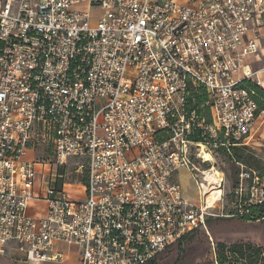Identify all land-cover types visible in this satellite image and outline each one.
Listing matches in <instances>:
<instances>
[{"label":"built area","instance_id":"obj_1","mask_svg":"<svg viewBox=\"0 0 264 264\" xmlns=\"http://www.w3.org/2000/svg\"><path fill=\"white\" fill-rule=\"evenodd\" d=\"M263 34L264 0H0V264H63L60 246L79 264H151L199 230L211 238L210 217L262 223L264 169L233 160L219 215L176 175L201 189L214 167L203 150L251 147ZM40 126L53 172L25 158ZM71 159L84 160L83 201L60 185Z\"/></svg>","mask_w":264,"mask_h":264},{"label":"rangeland","instance_id":"obj_2","mask_svg":"<svg viewBox=\"0 0 264 264\" xmlns=\"http://www.w3.org/2000/svg\"><path fill=\"white\" fill-rule=\"evenodd\" d=\"M262 39V51L260 53L261 60L256 65V68L264 67V34ZM257 119L258 120L253 132V135H255V137L251 142V147L248 148L247 151H245L244 161L249 167L256 170H261L264 169V111L259 112ZM34 142L36 144L34 152H27L25 158L28 160H45L52 164L51 170L53 172L55 167L53 165L54 141L52 134H50L49 131H43L41 126L37 127ZM214 158V167L216 170L215 173H213V178L221 181L218 186L213 185V188L211 190H213L214 192L221 190L223 192L225 201L224 213H229L231 210V192L237 185L240 175V168L235 164L232 158L222 150L215 154ZM82 164H84V160L71 159L69 161V166L65 170L68 175L66 179L60 181V185L64 183L67 185L65 187L67 192L70 193L72 199L77 201L84 200V185L86 182L87 172L85 168L82 170V172L77 171L78 167ZM208 166L209 165L205 167L207 168ZM48 171L49 168H47V172L42 175V185H40V188L42 189L43 187L47 186L49 180L51 179ZM176 176L177 183L182 187L184 197H186V199L196 207H200L203 205L205 206V198L208 195L204 196V194L209 185H206V183H201L202 187L201 189H199L198 186L194 184L191 171L189 170L181 169L179 174H177ZM210 181L213 180L211 179ZM219 204L217 203L216 207L214 206V210H212L216 215H219L221 213L220 208L223 207V204H220V206H218ZM44 212V204H30L29 213L33 217L40 218L44 215ZM230 220L217 216H215L214 218H208L206 224L208 226V232L211 234V238L205 231L199 230L196 235L185 239L183 243L176 245L172 249L168 250L167 253L163 254L160 257L159 261H157V264H211L214 259L213 245H216L219 242L220 238L226 241V239H224L225 237L221 233V230L215 228V226H219L223 221ZM255 232H257V236L261 237L262 239L263 235L259 234L260 232L258 231ZM233 234H241L247 236L252 233H244L242 231H238L233 232ZM229 235L231 236L232 233ZM72 250L76 252L75 248H73ZM64 252L68 254L66 249L64 250ZM1 262H3V259H0V263ZM63 264H78L77 257L72 256L70 257V259L68 258Z\"/></svg>","mask_w":264,"mask_h":264},{"label":"trees","instance_id":"obj_3","mask_svg":"<svg viewBox=\"0 0 264 264\" xmlns=\"http://www.w3.org/2000/svg\"><path fill=\"white\" fill-rule=\"evenodd\" d=\"M256 90L261 96V99L258 101L260 105L259 112L264 111V89L262 87H256ZM247 150V148H234L232 151L233 155L230 157L232 160L236 159L237 162L247 164L244 161V154ZM252 211L255 215H262L264 208L253 206ZM215 256L217 264H264V248L249 242H236L231 244L218 242L216 244ZM151 264H157V262L154 261Z\"/></svg>","mask_w":264,"mask_h":264},{"label":"crops","instance_id":"obj_4","mask_svg":"<svg viewBox=\"0 0 264 264\" xmlns=\"http://www.w3.org/2000/svg\"><path fill=\"white\" fill-rule=\"evenodd\" d=\"M260 60L261 59H259V58L256 59V60H252L253 69L258 70V69H263L264 68V67L256 68V65L260 62ZM262 79L264 80V71L261 73V80ZM263 80H262V88L264 89ZM37 189H40V187H37ZM32 204L33 205L44 204L45 212H44V215L42 217H44L46 215L47 206H46V204L44 202L37 201V202H32ZM42 217H40V218H42ZM211 224H213V223H211ZM215 228L220 229L222 235L225 237V238L224 237L223 238L226 239V241H224L223 239L220 238L219 242H223V243H226V244H231V243H236V242H244V243L249 242V243L257 245V246H259L261 248H264V221L261 224H255V223H249L247 221L245 222V221L238 220V219H232L230 221L221 222V224L219 226H215ZM213 230H214V228H213ZM238 231H242L244 233L245 232L246 233H252L253 235L249 234L247 236H244V235H241V234H233V232H238ZM255 231H258V232H260L259 234L263 235L262 239H261V237L257 236L258 233L255 232ZM231 233H232V235L230 236L229 234H231ZM60 249L62 250L63 254H65L66 259H68V258L70 259V257L76 256L77 257V262L79 264V253H78L77 249H76V252H74L72 250L73 248L69 249L66 246H60ZM65 249L67 250L68 254H66L64 252ZM9 255H10V258L9 257H7V258H8V260H11V261H19V260L22 259V256H23V255H20L19 253L15 252L14 250L10 251ZM4 261L5 260L3 259V262Z\"/></svg>","mask_w":264,"mask_h":264},{"label":"bare ground","instance_id":"obj_5","mask_svg":"<svg viewBox=\"0 0 264 264\" xmlns=\"http://www.w3.org/2000/svg\"><path fill=\"white\" fill-rule=\"evenodd\" d=\"M261 84H262V80H261ZM203 154V158L206 162H214L215 158L213 155H210L209 153H207L205 150H203L202 152ZM215 167H213L212 171H208L206 172V180L205 182H207L209 185L208 189L206 190L205 194H207V198H205L206 204L205 206H207V208L209 210H214V206L216 207L217 204V200L219 199V197L222 196L223 192L221 190L214 192L213 190H211L213 188V185L218 186V184H220L221 180H216L215 178H213V173H215ZM213 181H210V180ZM204 206V205H203Z\"/></svg>","mask_w":264,"mask_h":264}]
</instances>
